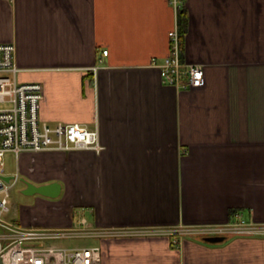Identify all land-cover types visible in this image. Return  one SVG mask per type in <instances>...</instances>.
Here are the masks:
<instances>
[{"label": "crops", "instance_id": "1", "mask_svg": "<svg viewBox=\"0 0 264 264\" xmlns=\"http://www.w3.org/2000/svg\"><path fill=\"white\" fill-rule=\"evenodd\" d=\"M182 57L205 83H166L170 0H0V42L20 82L44 87L41 119L98 127L104 149L23 152L18 175L59 182L13 218L26 226L181 229L235 212L264 223V0H184ZM108 49L104 54L103 50ZM5 174V175H9ZM25 185V184H24ZM95 237L103 264H264V236Z\"/></svg>", "mask_w": 264, "mask_h": 264}, {"label": "built area", "instance_id": "2", "mask_svg": "<svg viewBox=\"0 0 264 264\" xmlns=\"http://www.w3.org/2000/svg\"><path fill=\"white\" fill-rule=\"evenodd\" d=\"M178 10L181 0H170ZM169 53L162 59L153 58L151 65L159 69L163 80L179 88L199 87L205 83L203 67L188 63L182 57L178 26L169 33ZM15 44L0 42V175H5L4 156L12 152L18 157L23 152L91 150L101 152L104 145L98 127L84 123H50L41 119L40 104L44 87L39 82L18 80L19 67L15 62ZM104 54L108 49L103 50ZM18 175L9 181L0 176V264H103L101 246L66 247L56 241L81 237H117L176 234L208 236H264V223L249 221L235 212L223 223H207L181 229L127 230L99 229L85 219L69 228L26 226L7 217L10 212L9 190Z\"/></svg>", "mask_w": 264, "mask_h": 264}, {"label": "rangeland", "instance_id": "3", "mask_svg": "<svg viewBox=\"0 0 264 264\" xmlns=\"http://www.w3.org/2000/svg\"><path fill=\"white\" fill-rule=\"evenodd\" d=\"M8 104L0 103V107H7ZM5 162V174H9L16 171V158L12 152H6L4 156ZM13 175V174H9ZM25 183L22 180V177L19 176V180L10 188L9 190V206L10 212L7 217L12 219L13 213L17 210V207L20 203H24L26 199L31 200V197L28 194L23 192L25 188ZM58 245L66 247H82V246H92L93 244H98V240L95 237H81V238H71L63 239L56 241Z\"/></svg>", "mask_w": 264, "mask_h": 264}, {"label": "water", "instance_id": "4", "mask_svg": "<svg viewBox=\"0 0 264 264\" xmlns=\"http://www.w3.org/2000/svg\"><path fill=\"white\" fill-rule=\"evenodd\" d=\"M0 176L6 181H9L13 177L10 175L3 174ZM22 180L25 183V188L23 189V192L28 195L38 193L44 196L58 197L61 192V184L59 182L38 185L25 179ZM225 239V236H208L204 238V240L209 243H219L224 241Z\"/></svg>", "mask_w": 264, "mask_h": 264}, {"label": "trees", "instance_id": "5", "mask_svg": "<svg viewBox=\"0 0 264 264\" xmlns=\"http://www.w3.org/2000/svg\"><path fill=\"white\" fill-rule=\"evenodd\" d=\"M188 23H189L188 9L187 6L185 5L184 0H181V4L177 10V26L179 30L182 51L184 48L185 36L188 30Z\"/></svg>", "mask_w": 264, "mask_h": 264}]
</instances>
